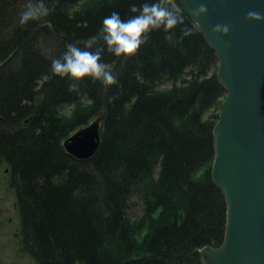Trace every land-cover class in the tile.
Masks as SVG:
<instances>
[{"label":"trees","instance_id":"obj_1","mask_svg":"<svg viewBox=\"0 0 264 264\" xmlns=\"http://www.w3.org/2000/svg\"><path fill=\"white\" fill-rule=\"evenodd\" d=\"M39 2L0 0V169L16 189L21 249L39 264H205L200 250L222 245L227 219L211 176L227 94L216 51L173 3L184 25L153 31L125 59L107 52L102 21L153 0H43L49 14L21 26L20 13ZM184 27L193 35L182 38ZM69 43L103 47L118 83L55 76L51 61ZM164 80L171 90H158ZM100 113L98 151L69 155L63 141ZM136 196L143 214L133 221Z\"/></svg>","mask_w":264,"mask_h":264},{"label":"water","instance_id":"obj_2","mask_svg":"<svg viewBox=\"0 0 264 264\" xmlns=\"http://www.w3.org/2000/svg\"><path fill=\"white\" fill-rule=\"evenodd\" d=\"M216 51L218 81L227 94L214 126L211 176L227 204L224 241L200 251L205 264H264V21L246 19L249 10L264 14V0H175ZM201 3L207 15L194 16ZM228 25L227 36L216 34ZM104 115L78 128L62 145L78 160L98 151ZM89 140L91 152H86ZM85 146V147H84ZM89 155V156H88Z\"/></svg>","mask_w":264,"mask_h":264},{"label":"clouds","instance_id":"obj_3","mask_svg":"<svg viewBox=\"0 0 264 264\" xmlns=\"http://www.w3.org/2000/svg\"><path fill=\"white\" fill-rule=\"evenodd\" d=\"M50 9L45 6L43 0L36 5L29 4L20 13L19 23L21 26L29 21H35L49 14ZM132 13L128 19H122L118 12L113 11L104 17L100 35L106 46L107 52L116 57L125 59L135 56L142 45L148 41L149 35L153 31L163 30L168 33L177 27L184 25V18L175 7L172 0H153L141 5H130ZM206 3H201L198 9L193 12L194 16L207 15ZM246 19L252 22L264 21V14L249 10ZM78 27H87L85 22ZM230 28L228 25L217 24L213 32L227 36ZM193 35L190 27L182 29V38ZM91 48L92 45H87ZM104 48L95 51L82 50L80 47L69 43L66 51L60 58L51 61V72L61 78H71L75 81H82L84 78H91L93 81H100L105 87H110L118 83L117 77L107 66L101 63Z\"/></svg>","mask_w":264,"mask_h":264},{"label":"rangeland","instance_id":"obj_4","mask_svg":"<svg viewBox=\"0 0 264 264\" xmlns=\"http://www.w3.org/2000/svg\"><path fill=\"white\" fill-rule=\"evenodd\" d=\"M172 3L178 6L175 0H172ZM172 87L171 81L164 80L160 83L158 90L167 91L171 90ZM218 108H212L206 114V119L211 115L217 114ZM205 169V167L201 168L197 175L201 176ZM8 177L5 170L0 169V264H39L36 258L21 249L24 243L21 244L18 234L21 220L17 207V195L14 188L10 186ZM142 214L143 201L139 196H136L131 200V208L128 215L135 221Z\"/></svg>","mask_w":264,"mask_h":264},{"label":"bare ground","instance_id":"obj_5","mask_svg":"<svg viewBox=\"0 0 264 264\" xmlns=\"http://www.w3.org/2000/svg\"><path fill=\"white\" fill-rule=\"evenodd\" d=\"M86 152H91L92 151V147H93V141L92 140H89V143L88 145H86ZM85 147V146H84ZM89 156V155H88ZM15 192H16V189L14 188ZM17 195V193H16Z\"/></svg>","mask_w":264,"mask_h":264}]
</instances>
